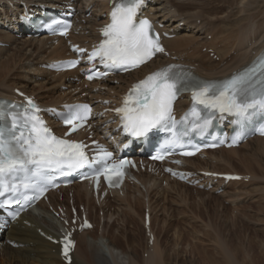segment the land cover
<instances>
[{
	"label": "bare ground",
	"instance_id": "1",
	"mask_svg": "<svg viewBox=\"0 0 264 264\" xmlns=\"http://www.w3.org/2000/svg\"><path fill=\"white\" fill-rule=\"evenodd\" d=\"M9 1L14 2V7L11 10H8L7 8L4 10L2 5H6L7 1L0 0V13H7L8 11L16 12L20 10V6L16 1L21 0ZM24 1L31 5H35L40 2L56 4L62 0ZM108 1L109 0H76V2L79 3V7L83 8L84 13H87L89 8L92 9L91 17H83L87 21V24L83 23L84 31L89 30V34L84 36H73L76 41L84 42L85 40H93L97 38L95 26L106 22L104 14L109 11ZM245 1L246 0L243 1V4H246L245 7L247 9L251 3L249 0L248 2ZM213 2L216 3L215 8L212 6ZM225 3V0H151L146 11L154 19L166 24L167 30L172 29L174 31V38L166 40V45L172 54L179 57L180 61L195 66V71L200 76L206 78H225L230 76L232 71L244 68L255 59L256 55L264 52V25L257 26L258 22L257 24L256 21L254 22V19L257 18L264 20V12L254 15H246L243 10L240 9L242 3L238 2L230 3L229 10L227 11L224 8ZM83 4H85V6H83ZM245 7L243 8L245 9ZM198 20H201L199 24ZM181 22H184L183 27L180 26ZM10 25L8 23V26ZM13 27V29H17V26L14 25ZM209 34H212V40L206 38ZM0 41L12 42L27 48L25 53L27 62L25 65L28 72V75L21 76L20 78L25 82L17 81L13 84H9L11 66L15 58L11 60L8 58L0 63V97L11 94L15 87H19L26 92L35 94L41 102L47 105L59 104L68 97H79V94H70L61 89V86L64 85L69 88L78 86V83H75L70 78V75L76 76L78 71L56 75L54 72L47 69L45 70L41 67L45 63L48 64L52 59L68 56V47L64 40L60 39L58 45H49L48 39L45 40L43 37L28 38L23 36V38H17L13 31L0 30ZM203 47H207L208 49L212 48L219 57V61L216 62L217 60L214 61L213 58L206 57L202 52ZM50 48L52 50L46 54V50ZM252 51L257 52L253 55ZM234 52H236V55H233ZM162 59H164L163 62L170 61L168 58L162 57ZM159 61L160 60H157L139 71L121 76L122 83L117 86H112L111 88L117 90V92L124 90L128 81L138 78L149 70L154 69ZM37 77H40V79L36 80L35 78ZM4 82L6 83L5 87H3ZM107 84L110 85V81ZM81 85L84 86L85 83H81ZM186 104H188V100H180L178 107H183ZM256 142L259 144L255 145L254 143ZM249 146H251L250 149H253L251 152L250 150L243 151L244 148H248ZM261 151H264V137H255L237 148L218 149L211 152L205 160L194 157L189 159L188 163L190 168L194 167L196 164L198 168L202 170L203 166H201L199 162L204 165L208 164V166H205L207 168H212L211 164L208 162H212L213 160H223L226 167H228L233 161L239 160V163L245 167L248 164V160L255 154H260ZM219 153H221V156H218ZM217 162H215L216 165H218ZM216 165L212 170L217 167ZM223 172L228 173L231 171H226V169H224ZM151 179L153 181H151ZM142 180L145 182L146 191L149 193L150 199L152 196L156 194L160 195L161 192H164L158 191L162 181L157 182V178L153 177L151 174H143ZM173 183L181 184L177 181ZM135 187L139 192L140 188L137 186ZM131 188L132 186L130 188L127 186L126 193L124 191L123 197L115 194L116 199L119 200L126 197L130 194V191L127 190ZM219 188H222V185H216L213 190L216 191ZM155 190H157L156 193ZM76 193H78V200L80 199V203H85L88 210L93 211L96 207L93 198H90L86 194H82L79 189H76ZM143 197L144 194L142 195V198ZM131 198H133V196H131ZM134 200L135 201H133V199L130 200L131 204L134 205L133 213L138 212L137 210H140L142 206L145 208L144 201L141 203L137 196L134 197ZM130 205H128L127 208L130 209ZM149 206L151 207L150 204ZM125 215L129 218L132 214L126 210ZM49 217L50 219H48L47 216L45 219H41L34 213H28L27 218L36 226L42 228V230L56 234L59 232L60 226L54 221L51 215H49ZM154 226V223H152L153 230L155 228ZM87 234L88 232L80 234L77 247L72 254L73 262L71 264H110L104 254L95 249L96 245L87 238ZM5 238L15 240L20 243L21 246L14 248L6 245L2 252L0 250V260H2L0 264H65L60 258L59 246L45 240L39 234L38 228L25 227L22 224L16 225L6 231ZM255 243L254 240L248 243L250 244L248 247L251 251L254 250ZM225 245V242H222V246ZM255 251L256 250L252 252V256L255 259L253 263L247 262L244 264H264V260L256 254ZM220 254L221 255L218 257L222 259L220 260L222 264H240L239 259L232 255L229 250L225 249L222 253L220 252ZM207 256H210L209 258L211 259V255ZM208 257H200L198 259L200 264H205L204 262ZM52 258L55 259V261H50ZM149 261L150 264H160V260L156 257L153 260H145L146 264L149 263Z\"/></svg>",
	"mask_w": 264,
	"mask_h": 264
},
{
	"label": "rangeland",
	"instance_id": "2",
	"mask_svg": "<svg viewBox=\"0 0 264 264\" xmlns=\"http://www.w3.org/2000/svg\"><path fill=\"white\" fill-rule=\"evenodd\" d=\"M225 1L224 8L227 11L230 3L238 2L242 3L240 9L246 15L264 12V0H249L251 5L247 9L246 4H243L244 0ZM212 6L215 8L216 3L213 2ZM200 21L198 20V24ZM255 21L256 24L258 22L257 26L264 25V20L261 18L254 19ZM207 39L212 40V35L209 34ZM5 48L8 49L0 51V63L5 59L15 58L10 75H24L25 49L10 46ZM203 48L204 55L210 56L206 48ZM48 50L52 49H47L46 54L49 53ZM233 55H236V52ZM211 58L219 61V57ZM19 81L25 82L22 79ZM5 85L4 82L3 87ZM250 148L251 146L246 147L243 151L250 150L251 152L253 149ZM218 156H221V153ZM221 161V164L217 163L220 164L219 167L215 163L216 160L208 163L217 166L213 169L214 171L224 173L223 170L226 169V171L251 175L252 178L248 183L245 181L230 182L224 187L225 191L221 193L195 189L186 184L173 182L169 183L170 187L164 186L166 188L158 190L164 191V195L163 192L160 193L161 196L156 194L149 202L152 208V223L155 225L153 231L156 235L153 246L148 244L144 229V206L138 209V212L133 213L134 205L130 200L135 201L134 197L137 196L141 203L143 201L142 194L136 189H131L130 194L121 198L122 200L117 201L115 197H112L108 210L105 211L102 229L97 227L87 234V238L96 245L97 251L104 254L110 264H146L145 260H153L155 257L160 260V264H200L198 259L208 257L207 255H211V259L209 256L205 264H222L220 262L222 259L218 256L225 249L236 256L240 264L253 263L255 259L252 252L254 250L264 260V151L251 157L245 167L239 163V160L233 161L228 167L223 160ZM199 164L203 166L202 169L212 170L213 168L205 167L208 164L204 165L200 162ZM191 168L201 170L196 164ZM79 202H81L80 199ZM128 205L130 209L127 208ZM93 210L95 211H92V217L99 223L100 210L96 207ZM126 210L132 214L131 217H126ZM48 219H50L49 215ZM252 240L256 242L253 251L248 247L250 245L248 243ZM222 242L226 245L222 246ZM50 261H55V259L52 258ZM147 264H150V261Z\"/></svg>",
	"mask_w": 264,
	"mask_h": 264
}]
</instances>
